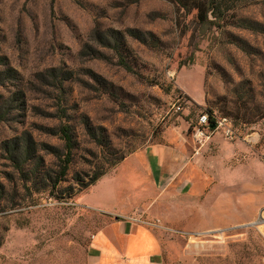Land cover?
I'll list each match as a JSON object with an SVG mask.
<instances>
[{"label":"rangeland","instance_id":"rangeland-1","mask_svg":"<svg viewBox=\"0 0 264 264\" xmlns=\"http://www.w3.org/2000/svg\"><path fill=\"white\" fill-rule=\"evenodd\" d=\"M221 8L226 22L201 25L192 0H0V264H88L92 235L117 217L105 211H123L135 187L125 166L114 175L106 162L169 142L180 125L188 134L201 111L230 116L261 149L264 0ZM59 124L71 127L73 148L52 186ZM100 167L95 184L76 182ZM139 211L130 217L146 219ZM156 234L167 264H264V206L221 230Z\"/></svg>","mask_w":264,"mask_h":264},{"label":"crops","instance_id":"crops-1","mask_svg":"<svg viewBox=\"0 0 264 264\" xmlns=\"http://www.w3.org/2000/svg\"><path fill=\"white\" fill-rule=\"evenodd\" d=\"M179 129L169 142L152 144L117 165L113 174L125 166L136 188L126 194L123 211H105L117 217L92 235L88 264H167L159 229L139 221L157 219L168 230L210 232L247 222L264 206V175L251 173L260 164L264 169L258 156L261 150L264 157V145L258 149L244 139L215 135L194 154L186 126ZM138 189L145 193L141 199ZM135 208L147 218L130 217ZM180 259L181 264H203Z\"/></svg>","mask_w":264,"mask_h":264},{"label":"trees","instance_id":"trees-1","mask_svg":"<svg viewBox=\"0 0 264 264\" xmlns=\"http://www.w3.org/2000/svg\"><path fill=\"white\" fill-rule=\"evenodd\" d=\"M170 1L174 2L176 0H170ZM221 1L225 2V0H192V5L197 11L196 18L201 25H205L209 22H212L214 24L213 21L215 20H218L222 23L227 21L228 17L226 18L225 15L222 13ZM209 17H212L213 20H209ZM237 23L240 25V27H245V28H250V29H252L254 25L252 22L247 21L245 19H238ZM117 51L118 50L116 48V52ZM117 53L120 59L119 60L120 64L126 67L127 69H130L127 63L124 61V58L121 55V52L118 51ZM1 75L2 74L0 73V81H2ZM8 77H9V73H6V78ZM86 129H87L88 135L93 140H95L97 144L102 146L103 138L102 137L100 138L99 136H97L95 132H93L89 126H86ZM55 135L59 136L63 140L64 146H63V150H59V149L54 150L52 148L54 151L52 153L57 160L56 166L58 167V170L54 173L53 176L51 174H47V178L49 180H52V186L57 185L60 181H62L63 177L66 175L68 166L71 162V151L73 148L72 131L69 125L59 124L57 128L55 129ZM125 157H126L125 155H122L119 158H115L111 161H107L106 162L107 169L111 167H115L120 162H122ZM41 165H42L41 163H38V165H36V168L40 167ZM106 172L107 171L105 168L100 167L97 169V171H94V173L92 174V176L88 179L86 183H84L82 180H79V179H76V182L82 184L83 188H86L88 186L95 184L102 176L106 174Z\"/></svg>","mask_w":264,"mask_h":264},{"label":"built area","instance_id":"built-area-1","mask_svg":"<svg viewBox=\"0 0 264 264\" xmlns=\"http://www.w3.org/2000/svg\"><path fill=\"white\" fill-rule=\"evenodd\" d=\"M181 106L177 105L176 110H180ZM188 135L193 144V153L198 151L207 144L215 135L221 136L224 140L232 141L238 137L235 130L233 120L223 114H218L215 111H201L197 114L195 121L188 128ZM140 224L154 228L166 229L161 226L159 220L139 221Z\"/></svg>","mask_w":264,"mask_h":264},{"label":"water","instance_id":"water-1","mask_svg":"<svg viewBox=\"0 0 264 264\" xmlns=\"http://www.w3.org/2000/svg\"><path fill=\"white\" fill-rule=\"evenodd\" d=\"M250 225H252V224H250Z\"/></svg>","mask_w":264,"mask_h":264}]
</instances>
